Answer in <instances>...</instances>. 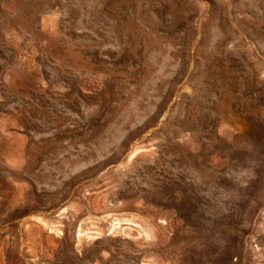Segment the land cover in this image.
<instances>
[{
    "label": "rangeland",
    "instance_id": "obj_1",
    "mask_svg": "<svg viewBox=\"0 0 264 264\" xmlns=\"http://www.w3.org/2000/svg\"><path fill=\"white\" fill-rule=\"evenodd\" d=\"M0 264H264V0H0Z\"/></svg>",
    "mask_w": 264,
    "mask_h": 264
}]
</instances>
